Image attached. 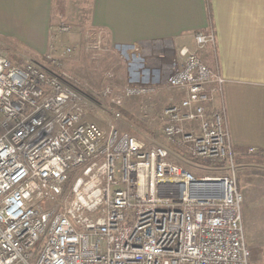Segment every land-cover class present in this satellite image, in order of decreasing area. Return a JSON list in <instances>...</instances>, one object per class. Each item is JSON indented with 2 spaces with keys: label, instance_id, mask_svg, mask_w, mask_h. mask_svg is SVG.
I'll list each match as a JSON object with an SVG mask.
<instances>
[{
  "label": "built area",
  "instance_id": "1",
  "mask_svg": "<svg viewBox=\"0 0 264 264\" xmlns=\"http://www.w3.org/2000/svg\"><path fill=\"white\" fill-rule=\"evenodd\" d=\"M193 40L165 84L121 88L126 98L182 93L159 115L166 145L84 122L63 73L0 57V264H250L224 80L198 57L215 39Z\"/></svg>",
  "mask_w": 264,
  "mask_h": 264
},
{
  "label": "crops",
  "instance_id": "2",
  "mask_svg": "<svg viewBox=\"0 0 264 264\" xmlns=\"http://www.w3.org/2000/svg\"><path fill=\"white\" fill-rule=\"evenodd\" d=\"M89 26L125 64L126 83L165 84L180 68L177 51L194 34L215 46L198 57L224 80L222 103L235 157L264 158V0H87ZM54 0H0V38L43 55L50 46ZM183 97L181 92L172 93ZM218 103V101H217ZM217 103L215 105H217Z\"/></svg>",
  "mask_w": 264,
  "mask_h": 264
},
{
  "label": "rangeland",
  "instance_id": "3",
  "mask_svg": "<svg viewBox=\"0 0 264 264\" xmlns=\"http://www.w3.org/2000/svg\"><path fill=\"white\" fill-rule=\"evenodd\" d=\"M58 3L63 4L61 15H55ZM53 11L52 39L46 53L36 54L18 43L0 38V57L17 67L34 63L63 73L81 96L84 122L94 123L104 131L114 127L146 145H166L160 134L159 115L163 108L177 102L178 96L172 94L174 90L164 88L145 96L126 98L121 91L126 84L125 64L108 46L104 32L89 26L88 1L54 0ZM67 48L71 49L70 53H65ZM48 56L59 67L54 68L46 59ZM107 89L109 93L104 95ZM115 113L120 115L118 120ZM245 154L234 156L235 175L242 195L245 242L250 250V264H264V160ZM171 161L198 176L227 175L226 171L214 170L213 166L198 162L194 165L187 158L181 161L171 158Z\"/></svg>",
  "mask_w": 264,
  "mask_h": 264
},
{
  "label": "trees",
  "instance_id": "4",
  "mask_svg": "<svg viewBox=\"0 0 264 264\" xmlns=\"http://www.w3.org/2000/svg\"><path fill=\"white\" fill-rule=\"evenodd\" d=\"M62 6H63V4L58 3V5H57V11H61ZM160 134H161V133H160ZM247 157H250V158L255 157V158H259L260 160H264L263 157L258 156V155H256V154H251L250 156H247ZM237 181H238V180H237ZM238 188H239V183H238Z\"/></svg>",
  "mask_w": 264,
  "mask_h": 264
}]
</instances>
